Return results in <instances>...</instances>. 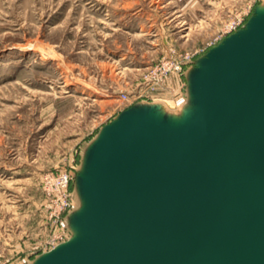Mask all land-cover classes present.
Wrapping results in <instances>:
<instances>
[{
  "label": "rangeland",
  "instance_id": "rangeland-1",
  "mask_svg": "<svg viewBox=\"0 0 264 264\" xmlns=\"http://www.w3.org/2000/svg\"><path fill=\"white\" fill-rule=\"evenodd\" d=\"M261 10L264 0H0V264H38L59 234V249L84 237L91 155L111 124L171 76L185 81ZM194 54L153 84L154 68ZM60 172L73 208L57 217L44 178Z\"/></svg>",
  "mask_w": 264,
  "mask_h": 264
},
{
  "label": "water",
  "instance_id": "water-1",
  "mask_svg": "<svg viewBox=\"0 0 264 264\" xmlns=\"http://www.w3.org/2000/svg\"><path fill=\"white\" fill-rule=\"evenodd\" d=\"M259 15L202 59L193 118L135 109L111 124L91 155L85 236L38 264H264Z\"/></svg>",
  "mask_w": 264,
  "mask_h": 264
},
{
  "label": "crops",
  "instance_id": "crops-1",
  "mask_svg": "<svg viewBox=\"0 0 264 264\" xmlns=\"http://www.w3.org/2000/svg\"><path fill=\"white\" fill-rule=\"evenodd\" d=\"M203 58L204 56L199 58L183 74L185 81H181L177 75L171 76L167 79L163 90L161 89L162 91H159V94L152 95L148 98L149 100H142L138 105L140 109L136 108V110L144 109L150 111L151 116L157 123L166 126L182 125L193 118L197 107L192 78L201 69ZM131 110L135 109H128L122 114ZM122 114H120L119 118Z\"/></svg>",
  "mask_w": 264,
  "mask_h": 264
},
{
  "label": "built area",
  "instance_id": "built-area-1",
  "mask_svg": "<svg viewBox=\"0 0 264 264\" xmlns=\"http://www.w3.org/2000/svg\"><path fill=\"white\" fill-rule=\"evenodd\" d=\"M196 57V54L190 56L187 55L184 61L166 62L163 67H156L152 71V81L154 85L160 84L165 78L171 74H179L185 63L191 62ZM72 182V176L68 172H60L58 174H49L44 178V188L47 196L51 199L52 206L56 209L57 217L62 216L66 212H69L73 208L72 195L70 192V185ZM69 238V234H59L52 241L48 243L46 252L58 247L60 244L65 243Z\"/></svg>",
  "mask_w": 264,
  "mask_h": 264
},
{
  "label": "bare ground",
  "instance_id": "bare-ground-1",
  "mask_svg": "<svg viewBox=\"0 0 264 264\" xmlns=\"http://www.w3.org/2000/svg\"><path fill=\"white\" fill-rule=\"evenodd\" d=\"M259 21L261 22V23H264V10H261V12H260V15H259ZM83 91V90H82Z\"/></svg>",
  "mask_w": 264,
  "mask_h": 264
}]
</instances>
